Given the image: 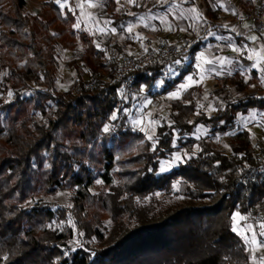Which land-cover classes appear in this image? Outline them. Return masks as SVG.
Segmentation results:
<instances>
[{
  "label": "trees",
  "instance_id": "16d2710c",
  "mask_svg": "<svg viewBox=\"0 0 264 264\" xmlns=\"http://www.w3.org/2000/svg\"><path fill=\"white\" fill-rule=\"evenodd\" d=\"M41 1V10L30 15L24 11L25 0H0V120L5 114V125L0 123V264H115L129 241L166 227L199 258L188 264H227L238 259L244 246L232 231L233 214L253 217L264 208V174L256 171L264 162V150L253 151L251 133L244 129L231 138L230 155L206 138L187 139L180 144L182 161L177 168L157 172L161 159L174 150L175 134H190L202 122L212 127L213 135H225L238 113L264 111V96L244 95L211 117L191 122L197 108L190 88L170 101L171 124L159 129L154 148L131 128L112 135L108 147L102 128L115 108L125 103L119 93L123 79L114 75L113 64L89 35L74 31L72 13L63 12L53 0ZM100 1L105 5L103 16L122 20L114 0ZM74 38L83 46L90 86L78 73L73 88L60 91L55 85L56 46L61 42L73 48ZM200 45L196 40L188 49L191 65ZM169 65L165 60L145 65L129 81L137 89L145 85L148 96L159 100L183 78L184 72L161 91L151 93ZM220 83L217 94H243L255 78L244 80L233 74ZM135 146L138 153L133 155ZM116 166L121 167L118 172ZM178 177L182 180L177 194L193 201L214 198L215 204L174 211L115 238L124 217L138 218L136 197L169 193ZM97 178L107 189L91 194ZM65 190L73 191L70 211L36 198ZM69 215L73 227L66 224ZM106 216L113 223L108 236L100 226ZM74 236L81 241L75 250L69 244ZM93 238L106 248L91 251L88 242Z\"/></svg>",
  "mask_w": 264,
  "mask_h": 264
},
{
  "label": "rangeland",
  "instance_id": "374dc122",
  "mask_svg": "<svg viewBox=\"0 0 264 264\" xmlns=\"http://www.w3.org/2000/svg\"><path fill=\"white\" fill-rule=\"evenodd\" d=\"M25 1L24 11L30 15L39 12L43 5L41 0ZM114 1L116 4V12L122 15V20L120 22H116L113 18L102 15L105 5L100 0H64V2H66V7L64 9L60 8L63 12L69 11L74 15V31L85 32L89 35L95 47L103 52L106 61L113 64L114 75L123 79L121 91H119V93L122 92L121 96L125 103L122 102L115 108L109 120L102 128V134L109 139L107 143L108 147L112 145V135L117 134L121 129L131 128L141 132L144 135V140L150 143L151 148H154L159 129L171 124L169 120L170 101L174 100V98L171 97L176 92L180 93L179 98H181L186 90L190 88L194 89L193 101L197 110L191 117V122H194L202 116L211 117L228 102L234 101L244 95L254 94L264 96V90H262L261 85H257L256 83H252L249 90L243 94H233L230 92L216 93L222 86L220 79L226 75L222 70L212 68L214 65L222 68L218 64L220 56H215V45H213L211 41L213 36L218 33H214L212 30L208 29V32L203 35L200 34L203 29H201V31L199 29L202 28L203 23L191 12V9L195 8L203 17H207L208 11L205 4L207 0H133L132 3H129L128 0ZM53 2L57 4L56 0H53ZM88 3H92L95 6L88 7ZM81 5H83V8L80 7ZM193 17L196 18L197 22H195L192 27ZM78 22L80 27L77 29L74 26ZM182 22L187 26V30H190L189 33L183 27ZM198 24H200V26H197ZM129 27L132 28L131 32L128 31ZM100 28H103L104 32H100L98 30ZM112 29H115V31L113 32ZM138 37H142L143 39H138ZM222 37L228 48L231 49V52L236 54L235 58L238 60L240 58L239 56L248 58L250 52L245 48L243 41L239 46L236 44L238 47L234 45L235 48L238 49V52H234L232 49L233 42L231 43L230 41L229 43L227 39L229 36L227 37L224 35ZM195 39L198 41L200 40L202 43L201 51L197 52L196 55L198 64L201 63L198 59L201 54H203L204 59L212 61L211 64H204L202 66L203 69L197 68V66L195 67V62L191 65L189 59L187 45ZM73 43V48H68L66 44L61 42L56 46L55 57L57 69L55 73V85L60 91L72 89L73 81L78 73H82L86 86H90L89 69L85 66L82 59L84 54L83 46L77 38L73 39ZM162 47L168 50L175 48L178 53L177 56L172 55L169 59L162 60L170 62V65L162 72V75L154 83L153 87L150 88L151 93L161 91L168 83L173 82L180 77L181 73H184L183 78L180 82L176 83L175 87L166 94L160 96L159 100H156L148 96L145 85H142L140 89L131 85L129 80L133 78L134 73L120 75L117 71V63L122 56L139 57L149 52L157 51ZM217 48L220 49L218 52L222 51L221 47ZM117 53H119V55ZM115 55L118 56L113 58ZM207 55L211 57L208 59L206 57ZM178 60L180 61L179 64L176 63ZM206 65L209 66L206 68ZM226 66H229L228 69L225 68L228 71L227 75L238 73L243 76L244 80L252 79V70H254L252 64L244 65L238 61L233 62L232 65L227 64ZM185 70L187 72H185ZM202 74L203 79L201 80ZM2 76L3 75L0 74V81ZM102 76L104 77V74H102ZM190 76L194 81L199 82L193 83L192 86L188 87L186 90L182 89V85L188 83L187 78ZM123 77H125V79ZM113 114L117 117L115 120L111 119ZM135 121H141V123L136 124ZM153 121L156 122L154 129L151 127ZM0 123L5 125L4 113L1 115ZM221 124L222 123L218 125ZM105 126L109 128L107 133L103 131ZM142 128L143 130H141ZM211 128V126L198 122L195 124L192 133L183 136L175 134L172 144L174 150L167 158L161 159L157 174L169 173L177 168L178 164L182 161V148H180V144L187 139L197 140L199 138H206L213 147L225 155H230L231 138L237 132L245 129L251 133L253 151L259 153V151L264 150V137L262 136V130L264 129V111L250 110L245 114L238 113L233 126L227 130L225 135H213ZM148 137H151V139ZM98 144L100 146L101 142ZM226 145L227 147H225ZM90 147L88 149H92ZM194 150L198 151V147L195 146ZM131 151L133 155L138 153L136 146L133 147ZM177 155L181 157V161L175 160ZM118 157L119 156L114 158V163H116ZM162 168L164 169L163 171H161ZM120 169L121 167L116 166L115 172H118ZM114 180L116 183L118 182L116 178ZM181 180V177L177 178L173 184V190L169 193L154 192L153 194L143 197H136L137 207L140 208L138 210V218L129 220L124 217L122 219L123 224L121 228L116 230V234L113 233V235L115 234V238H120L126 231L134 230L136 227L140 226L142 222L152 220L160 221L174 211L183 208H209L217 201L214 198L193 201L177 194L178 185ZM97 181H100V183H97ZM106 189L107 188L103 187L101 179L97 178L90 188V193L97 194ZM72 196V190H65L58 191L54 195L45 197H42L41 194H37L36 198L53 208L64 207L67 211H70L73 206ZM260 210L261 209L257 210V215L255 214L257 217L242 216L245 219L243 220L244 224L240 227L246 230L247 224L253 226L252 222L256 221L257 218H261L262 214ZM61 223L63 224V222ZM66 224L67 226L73 227V219L70 215L68 216ZM100 226L101 231L104 229L105 236H108V232L112 229L113 223L109 217L106 216L102 218ZM253 233L255 232L252 228L251 232L245 231L244 234L251 240ZM238 236L240 243L244 246V250H239L237 253L238 259L235 258L227 264H252L253 245L247 243L241 235ZM179 238V236H175V232L171 228L166 227L149 237L131 240L118 255L115 264H188L193 260H198L199 258L197 259V256L192 255V249L190 251L186 249L187 242L185 243L184 240ZM87 241L88 240H86V242ZM80 242V239L74 236L69 241V244L73 247V250H75V247H78ZM88 245L91 251H99L107 246L100 244L95 238L91 239ZM250 251H252V253Z\"/></svg>",
  "mask_w": 264,
  "mask_h": 264
},
{
  "label": "crops",
  "instance_id": "0c3cea01",
  "mask_svg": "<svg viewBox=\"0 0 264 264\" xmlns=\"http://www.w3.org/2000/svg\"><path fill=\"white\" fill-rule=\"evenodd\" d=\"M246 1H248V3H246ZM263 1L264 0H207L206 1L207 3H205V4L207 7V11H208L207 17H203L198 12L200 14L199 20H200V22L203 23L202 28L199 29L200 31H201V29H203V30H202V32H200V31L199 32H200V34H202L203 31L206 30L204 32V33H206V32H208V29H209V30H212V32H214V33L215 32L218 33V34L214 35L213 38L211 39L213 45H215V47H214L215 56H220V58L223 57V58H226L227 60L232 61V63L230 65H232L233 62H238V61H240L244 65H251L254 62V61H250L247 57L239 56L240 57L239 60L237 58H235L236 54L231 52V49L228 48V46L226 45V43L224 41V38L222 37L224 35L227 37L229 36L227 39L229 40V43H230V41H231V43L233 42L232 45L234 48H235V46L238 47L241 44V42L243 41V43L245 44L244 45L245 48H247L249 50L251 55H252V53L254 54L255 52H261L262 54H264V42L261 40L262 32L249 21L245 22L244 24H241V25H235L233 23L234 17L236 15L240 14L244 8H248V7L249 8H257L263 3ZM221 3H223L225 5L224 8L218 7V5ZM233 12L235 13V15H233ZM195 17H197V16H195ZM195 17H193V19H192V27L194 26L195 22H197ZM182 25L186 29V31H188V33H189L190 30H187V26L185 24H183V22H182ZM225 25L227 27H225ZM197 26H200V24H198ZM211 27H214V28H211ZM185 34H186V32H185ZM251 36L257 37L255 42H252L249 39ZM195 41H196V39L194 41H192L191 43H189L187 45V48L189 49L190 45ZM199 42H201V41L199 40ZM183 43H185V42H183ZM236 44H238V46ZM201 47H202V43L200 45L198 52L201 51ZM217 47H221L222 51L218 52V51H220V49ZM233 47H232V49H233ZM206 57L209 59L211 56L207 55ZM198 65L199 64H198V60H197V56H196L194 66L195 67L197 66V68H198ZM207 66H209V65H206V68H207ZM221 67L222 68L214 65L212 68L222 70L223 72L226 73L225 76L233 75V74L227 75V72H228L227 69L229 66L224 65ZM223 67H224V69H223ZM225 68H227V69H225ZM202 69H203V67H202ZM236 74H238V73H236ZM252 78H255V83L257 85L260 84L262 90H264V83H262V80H264V64L258 66L254 70H252ZM260 211L262 214L261 218H259V219L257 218L256 221H254V222L251 221V222L253 223L252 228L256 234L257 241H264V236L259 235V232H260L259 224L264 223V208L261 209ZM240 216H245V215H240ZM255 217H257V216H255ZM243 224H244L243 221H241L240 226ZM247 225H249V224H247ZM255 247L256 246L253 245L252 249H254ZM250 250H251V247H250ZM250 252L252 253V251H250ZM251 253H250V256H251ZM261 256H264V247H261L259 249V251H253L252 261H253V258L255 257L256 258V264H259V257H261ZM252 264H253V262H252Z\"/></svg>",
  "mask_w": 264,
  "mask_h": 264
},
{
  "label": "snow or ice",
  "instance_id": "6c2138e0",
  "mask_svg": "<svg viewBox=\"0 0 264 264\" xmlns=\"http://www.w3.org/2000/svg\"><path fill=\"white\" fill-rule=\"evenodd\" d=\"M56 2H57V4L59 5V7H60L61 9H64V8L66 7V2H64V0H56ZM128 2H129V3H132L133 0H128ZM87 6H88V7H94L95 5L92 4V3H88ZM80 7L83 8V5H81ZM218 7H220V8H224L225 5H224L223 3H221V4L218 5ZM69 10H71V9H69ZM191 12L194 13V14L199 18L200 14L198 13L197 9L192 8V9H191ZM34 15H35V13H34ZM233 15H235L234 12H233ZM74 27H76V28L78 29V28L80 27L79 22H78ZM225 27H227V26L225 25ZM98 30H99L100 32H104V29H103V28H100V29H98ZM112 31L114 32L115 29H112ZM128 31L131 32V31H132V28L129 27V28H128ZM138 39H143V38H142V37H138ZM249 39H250L252 42H255L256 39H257V37H255V36H251ZM233 51H234V52H238V49L233 48ZM198 59L201 61V63L198 65V68H202V66H203L204 64H211V63H212L211 60L204 59L203 54H201V56L198 57ZM248 59H249L250 61H254V62L252 63V68H254V69L257 68L258 66L264 64V54H262L261 52H255L254 54L249 55V56H248ZM176 63L179 64L180 61L178 60V61H176ZM231 63H232V61L227 60L226 58H223V57H221V58L218 59V64H219L220 66H224V65H227V64H231ZM229 74H230V72H229ZM202 79H203V74L201 75V80H202ZM187 80H188V83L185 84V85H182V89H184V90H186L188 87L192 86L193 83H198V82H199V81H194L193 78H192L191 76L188 77ZM262 83H264V80H262ZM9 96H11V93H9ZM179 96H180V93H179V92H176V93H174V94L172 95L171 98L179 99ZM116 118H117V117H116L115 114H113V116L111 117L112 120H115ZM253 118H254V114H253ZM135 123H136V124H140L141 121H135ZM155 124H156L155 121H153V122L151 123V127H152L153 129H154V127H155ZM141 130H143V128H142ZM103 131L107 133V132L109 131L108 126H105L104 129H103ZM148 138L151 139V137H148ZM225 147H227V145H226ZM175 160H176V161H181V157H180L179 155H177V156L175 157ZM163 170H164V169L162 168L161 171H163ZM97 183H100V181H97ZM244 219H245V218L242 217V216H240L238 213H237V214H234L233 217H232V220H233L232 231L235 232V233H237V235H241L242 238H243L247 243H250V244L256 246V247L253 249V251H259V249H260L261 247H264V241H257V239H256V234H255V233H253L251 240H249L248 236L245 235L244 233H245V231L251 232V231H252V226H251V225H248L246 230H245L244 228H241V227H240V224H241V221H243ZM259 229H260L259 235H260V236H264V223L259 224ZM81 235H83V233H81ZM4 259H7V257H4ZM253 264H256V258H255V257L253 258ZM259 264H264V256L259 257Z\"/></svg>",
  "mask_w": 264,
  "mask_h": 264
},
{
  "label": "built area",
  "instance_id": "2783aa9c",
  "mask_svg": "<svg viewBox=\"0 0 264 264\" xmlns=\"http://www.w3.org/2000/svg\"><path fill=\"white\" fill-rule=\"evenodd\" d=\"M248 21L262 32L261 40L264 42V1L257 8H244L243 11L233 19L235 25H241ZM205 31L206 30H204L203 33ZM177 53L178 51L175 48L168 50L162 47L157 51H152L139 57L122 56L117 63V71L120 75L132 74L145 65L157 63L163 59H169L172 55L177 56ZM256 171L259 174H264V162L257 167Z\"/></svg>",
  "mask_w": 264,
  "mask_h": 264
}]
</instances>
